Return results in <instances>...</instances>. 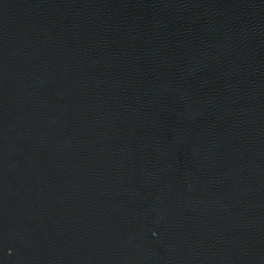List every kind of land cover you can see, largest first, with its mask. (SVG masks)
Masks as SVG:
<instances>
[{
    "label": "water",
    "instance_id": "1",
    "mask_svg": "<svg viewBox=\"0 0 264 264\" xmlns=\"http://www.w3.org/2000/svg\"><path fill=\"white\" fill-rule=\"evenodd\" d=\"M0 264H264V0H0Z\"/></svg>",
    "mask_w": 264,
    "mask_h": 264
}]
</instances>
